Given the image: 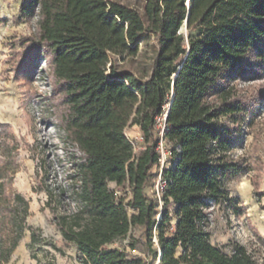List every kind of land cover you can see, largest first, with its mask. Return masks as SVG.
I'll return each mask as SVG.
<instances>
[{
	"label": "trees",
	"instance_id": "trees-1",
	"mask_svg": "<svg viewBox=\"0 0 264 264\" xmlns=\"http://www.w3.org/2000/svg\"><path fill=\"white\" fill-rule=\"evenodd\" d=\"M18 18L36 19V31L21 38L19 70L25 77L43 58L57 126L80 152L75 211L51 209L80 264H155L158 251V264H264L237 242L229 252L213 244L207 213L220 205L241 214L226 184L249 170L231 151L252 98L235 82L264 79V0H142L140 8L23 0ZM140 44H150L149 68L114 66L111 55L134 57ZM164 114L168 155L152 198L146 188L158 176ZM132 125L144 139L137 153L125 132ZM111 182L127 193L116 195ZM27 214L22 196L0 184V262L18 245Z\"/></svg>",
	"mask_w": 264,
	"mask_h": 264
},
{
	"label": "rangeland",
	"instance_id": "rangeland-1",
	"mask_svg": "<svg viewBox=\"0 0 264 264\" xmlns=\"http://www.w3.org/2000/svg\"><path fill=\"white\" fill-rule=\"evenodd\" d=\"M118 1L137 8L142 2ZM22 3L23 0H0V172L4 173L0 184H5L7 192L22 196L28 214L18 245L9 261L0 264H80L74 247L62 241L53 225L51 210L57 214L75 211L77 202L71 193L78 178L73 162L80 152L67 142L57 126L54 87L43 58L27 76L23 77L19 70L21 38L36 31L35 18L19 20ZM138 51L134 57L111 55V60L117 69L138 73L149 68L152 58L150 44H140ZM108 67L109 63L105 66L107 71ZM235 83L252 98L238 143L231 151L235 158L246 160L249 170L226 184L229 195L237 199L241 214L234 215L224 206L214 205L207 210L208 229L211 242L226 252L230 251V244L237 242L264 263V79ZM125 130L132 140L140 133L131 126ZM152 173L158 174L157 166ZM109 187L119 196L127 193L114 183H109ZM157 189L158 176L149 182L146 192L155 198ZM23 205L17 204L20 213ZM19 217L20 214L17 221ZM133 253L142 251L136 249Z\"/></svg>",
	"mask_w": 264,
	"mask_h": 264
},
{
	"label": "built area",
	"instance_id": "built-area-1",
	"mask_svg": "<svg viewBox=\"0 0 264 264\" xmlns=\"http://www.w3.org/2000/svg\"><path fill=\"white\" fill-rule=\"evenodd\" d=\"M165 114L162 116V117H159L157 119V127L158 129H160L159 131V135H160V142H159V146H158V150H159V164L156 165L158 167V173L161 171L162 167L166 164V158H167V155H168V152L166 151V148L162 142V136H163V133H164V126H165ZM129 139V142L130 144L132 145V148H133V152L134 153H137L139 150H141L142 148H144V145H143V134L142 132H140L138 135H136V137L132 140L130 138ZM162 188V184H161V181H160V176L158 174V189L156 192L158 197H159V189ZM114 193H116V195H118L117 192L114 191ZM119 196V195H118ZM131 252H135V250H131Z\"/></svg>",
	"mask_w": 264,
	"mask_h": 264
},
{
	"label": "crops",
	"instance_id": "crops-1",
	"mask_svg": "<svg viewBox=\"0 0 264 264\" xmlns=\"http://www.w3.org/2000/svg\"><path fill=\"white\" fill-rule=\"evenodd\" d=\"M132 129H135L134 131L141 132V129H139L138 126H131ZM112 183V182H111Z\"/></svg>",
	"mask_w": 264,
	"mask_h": 264
},
{
	"label": "water",
	"instance_id": "water-1",
	"mask_svg": "<svg viewBox=\"0 0 264 264\" xmlns=\"http://www.w3.org/2000/svg\"><path fill=\"white\" fill-rule=\"evenodd\" d=\"M158 254H159V256H158V259L156 261L157 264L159 263V259H160V256H161L160 251H158Z\"/></svg>",
	"mask_w": 264,
	"mask_h": 264
}]
</instances>
